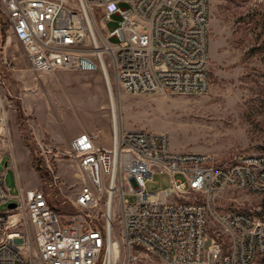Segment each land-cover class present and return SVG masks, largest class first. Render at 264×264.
Wrapping results in <instances>:
<instances>
[{"label":"built area","instance_id":"built-area-1","mask_svg":"<svg viewBox=\"0 0 264 264\" xmlns=\"http://www.w3.org/2000/svg\"><path fill=\"white\" fill-rule=\"evenodd\" d=\"M0 2L33 72L101 71L110 97L209 90L210 0ZM112 118L111 147L82 131L64 151L81 182L73 212L56 209L67 201L49 164L46 187L18 181L17 194L0 174V264H132L141 250L165 264H255L264 256V151H237L220 161L174 148L165 132L125 129L113 111ZM156 172L169 175L168 188H147ZM229 190L259 203L217 211L214 203ZM103 197L105 220L94 223L89 211ZM116 207L119 238L109 229Z\"/></svg>","mask_w":264,"mask_h":264},{"label":"rangeland","instance_id":"rangeland-1","mask_svg":"<svg viewBox=\"0 0 264 264\" xmlns=\"http://www.w3.org/2000/svg\"><path fill=\"white\" fill-rule=\"evenodd\" d=\"M263 41L264 0H210L209 90L196 94L116 91L119 122L125 129L165 132L174 148L207 152L220 161L228 160L237 151L263 152ZM110 73L115 85L111 68ZM55 111L62 125L72 130L96 124L95 119L108 124L112 108L104 75L101 71H31L0 2V155L5 153L6 145L23 141L31 145L35 157L12 159L6 154L0 163V174L5 173L11 193L17 194L18 181L25 187H46L49 178L43 180L41 173L47 174L49 164L58 176L56 191L67 201L57 207L71 213V200L81 185L79 169L76 161L64 154L72 138L57 140L47 131V121ZM55 124L61 125L58 121ZM33 168L40 169L39 175ZM169 186L166 173L156 172L147 181L150 191ZM127 197L135 201L134 196ZM240 202L257 205L259 200L245 191L229 190L217 198L214 208L226 212L243 207ZM7 207L8 203L1 205L3 211ZM106 212L104 197L97 208L89 211L94 223H103ZM116 213L112 226L119 238L122 223L118 207ZM136 253L140 258L132 264H165L153 253ZM255 264H264V256Z\"/></svg>","mask_w":264,"mask_h":264},{"label":"crops","instance_id":"crops-1","mask_svg":"<svg viewBox=\"0 0 264 264\" xmlns=\"http://www.w3.org/2000/svg\"><path fill=\"white\" fill-rule=\"evenodd\" d=\"M50 116H51L49 117L50 119H48L47 121V126H46L47 131L52 135L53 138L57 140H62L69 137L73 138L80 132L87 131L89 133L99 135V138L97 140V144L99 146L109 148L112 145V138H113L112 113H111V117L108 114V117L110 119L108 124H105L104 122L100 124V122L97 119H95L93 122L97 121L96 124L91 123V125H82L81 127L75 130L69 129L66 125H62L61 123L62 118L58 115L56 111L54 112V114ZM57 121L58 123L61 124L60 126H57L55 124ZM62 133H65L66 136L63 137ZM5 149H6L5 153L0 155V159H1L0 163L2 162V159H4V156L6 154L10 155L12 159H35L31 145L23 141H17L12 145H6ZM37 175H39L38 172ZM29 188H38V187L35 186Z\"/></svg>","mask_w":264,"mask_h":264},{"label":"bare ground","instance_id":"bare-ground-1","mask_svg":"<svg viewBox=\"0 0 264 264\" xmlns=\"http://www.w3.org/2000/svg\"><path fill=\"white\" fill-rule=\"evenodd\" d=\"M109 95V94H108ZM109 100H110V105H111V108H112V111L114 112L115 114V118L116 120L118 121V107H117V101H116V98L114 96H109ZM111 211L108 210V214H110ZM113 226H112V223L110 224L109 226V229L112 230Z\"/></svg>","mask_w":264,"mask_h":264},{"label":"trees","instance_id":"trees-1","mask_svg":"<svg viewBox=\"0 0 264 264\" xmlns=\"http://www.w3.org/2000/svg\"><path fill=\"white\" fill-rule=\"evenodd\" d=\"M263 50H264V41H263V43H262V47H261ZM37 171L40 173V169L39 168H37ZM41 178L43 179V180H46V179H48V175L45 173V174H42L41 173ZM57 210H60L59 208H56Z\"/></svg>","mask_w":264,"mask_h":264},{"label":"water","instance_id":"water-1","mask_svg":"<svg viewBox=\"0 0 264 264\" xmlns=\"http://www.w3.org/2000/svg\"><path fill=\"white\" fill-rule=\"evenodd\" d=\"M15 205H16L15 203H11V204H10V206H13V207H14Z\"/></svg>","mask_w":264,"mask_h":264}]
</instances>
